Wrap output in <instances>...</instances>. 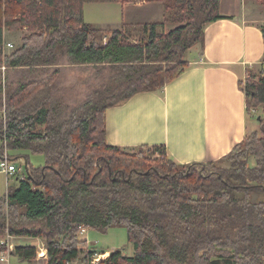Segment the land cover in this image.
Returning a JSON list of instances; mask_svg holds the SVG:
<instances>
[{
	"label": "trees",
	"instance_id": "1",
	"mask_svg": "<svg viewBox=\"0 0 264 264\" xmlns=\"http://www.w3.org/2000/svg\"><path fill=\"white\" fill-rule=\"evenodd\" d=\"M103 1L130 0H0V156L5 140L8 152L43 157L35 167L23 155L24 178L10 177L15 183L0 194V237L43 240L41 264H90L105 252L98 264H264V119L219 161L180 164L163 145L124 148L105 136L108 107L183 72L185 52L202 42L206 24L222 18L220 0H144L162 3L163 20L115 29L83 19V4ZM4 29L25 34L13 48ZM260 30L264 42V23ZM62 57L70 66L107 67L110 81L62 102L53 94ZM12 69L23 74L11 90ZM248 73L239 82L247 113L264 112V58ZM8 157L17 163L19 156ZM113 226L126 229L130 255L98 252L79 238L82 229ZM11 254L28 264L37 259L34 246Z\"/></svg>",
	"mask_w": 264,
	"mask_h": 264
},
{
	"label": "crops",
	"instance_id": "2",
	"mask_svg": "<svg viewBox=\"0 0 264 264\" xmlns=\"http://www.w3.org/2000/svg\"><path fill=\"white\" fill-rule=\"evenodd\" d=\"M163 14L160 2L83 4L84 21L104 29L161 22ZM219 14L222 18L205 25L203 40L192 47L194 52L192 48L185 52L187 66L182 73L159 90L137 92L105 110L109 144L124 148L163 145L167 156L180 164L219 161L255 130L249 126L251 118L239 82L263 61L260 26L264 18L251 0H220ZM62 69L61 73L69 70L66 65ZM12 244L37 247L43 242L13 237Z\"/></svg>",
	"mask_w": 264,
	"mask_h": 264
},
{
	"label": "rangeland",
	"instance_id": "3",
	"mask_svg": "<svg viewBox=\"0 0 264 264\" xmlns=\"http://www.w3.org/2000/svg\"><path fill=\"white\" fill-rule=\"evenodd\" d=\"M251 1L257 4L258 13L260 15L258 16L264 18V0ZM174 26H176V24H166L164 28L166 30ZM3 33L4 40L6 42H10L14 48L17 44H19L22 35L25 34V29L15 31L4 29ZM136 40L137 36L131 39V41ZM11 49L12 47H5L4 51L5 53H9ZM190 52H194V48H192ZM59 60L61 65L63 64L61 68H64L66 65L69 69L64 71V73L60 72L59 77L56 79L55 87L53 88L54 96L61 97L62 102L67 101L69 103H75L79 100H82L90 92L91 89L96 86L100 87L101 85H104L110 81L112 72L107 67L101 70H95L92 67H73L66 64V58L62 57ZM258 68L254 67L248 71L249 73H247L249 75L256 74ZM22 74L23 72L20 69H12L8 71V84H6V87L11 90L14 89L17 86V83L21 80ZM247 78L248 76L246 74V77L242 80V82H244ZM5 92H3V98H5ZM249 115L251 118L249 119V126H251L252 129H258L257 120L264 119V112L262 110V107L258 106L252 109ZM8 153L10 156H19L17 159V163L20 164L22 168L25 167V158L23 157V155H26L28 157L29 162L33 166L37 167L43 165V157L39 154H31L26 150H10ZM216 164L219 167H226V163L217 162ZM14 183V179H11L10 177L7 178L3 173L0 172V194L5 193L7 190V186ZM79 238H82L81 240H86L87 246L89 248L97 250L98 252L119 249L125 255H130L132 253V245L127 240L126 229L124 227L113 226L105 232H100L95 229H87L83 234L79 235ZM41 241L43 242V246H45L44 241ZM79 249L80 257H83L87 252V248L85 246H80ZM41 260L42 259L35 258V260H32L31 262L33 264H41L39 262ZM8 264L28 263L19 260L16 255L10 254ZM76 264H84V262H77Z\"/></svg>",
	"mask_w": 264,
	"mask_h": 264
},
{
	"label": "built area",
	"instance_id": "4",
	"mask_svg": "<svg viewBox=\"0 0 264 264\" xmlns=\"http://www.w3.org/2000/svg\"><path fill=\"white\" fill-rule=\"evenodd\" d=\"M6 47H11L10 43L6 44ZM0 116L4 118V109L1 110ZM1 156H0V172L3 173L7 178L14 177L23 179V168L15 162L10 161L6 141H1ZM12 236L5 234L3 237H0V244L5 246V249L0 252V264H8L9 256L14 249L12 244ZM37 259L46 258V248L45 246L36 247ZM108 255V252L105 253H94L91 257L90 264H98L100 261H103Z\"/></svg>",
	"mask_w": 264,
	"mask_h": 264
}]
</instances>
